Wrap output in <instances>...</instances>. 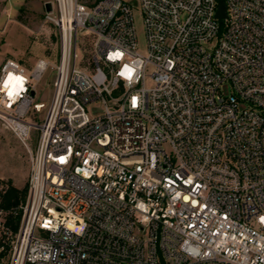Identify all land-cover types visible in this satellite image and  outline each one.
<instances>
[{
  "label": "built area",
  "instance_id": "obj_1",
  "mask_svg": "<svg viewBox=\"0 0 264 264\" xmlns=\"http://www.w3.org/2000/svg\"><path fill=\"white\" fill-rule=\"evenodd\" d=\"M48 2L49 101L50 61L0 66V264H264V0H138L143 51L126 0Z\"/></svg>",
  "mask_w": 264,
  "mask_h": 264
},
{
  "label": "rangeland",
  "instance_id": "obj_2",
  "mask_svg": "<svg viewBox=\"0 0 264 264\" xmlns=\"http://www.w3.org/2000/svg\"><path fill=\"white\" fill-rule=\"evenodd\" d=\"M49 0H0V66L7 59L32 68L37 61L47 59L54 68L48 70L38 85L37 102L51 98L52 85L60 62V33L46 20ZM92 2L93 0H82ZM134 6L135 25L140 48L145 49L143 16L138 0H126ZM37 135L30 144L35 148ZM29 153L25 146L0 123V179L20 190L27 187Z\"/></svg>",
  "mask_w": 264,
  "mask_h": 264
},
{
  "label": "trees",
  "instance_id": "obj_3",
  "mask_svg": "<svg viewBox=\"0 0 264 264\" xmlns=\"http://www.w3.org/2000/svg\"><path fill=\"white\" fill-rule=\"evenodd\" d=\"M26 195L27 187L23 190H20L12 185H7V190L4 196L5 208L7 210H11L18 207L25 200Z\"/></svg>",
  "mask_w": 264,
  "mask_h": 264
},
{
  "label": "water",
  "instance_id": "obj_4",
  "mask_svg": "<svg viewBox=\"0 0 264 264\" xmlns=\"http://www.w3.org/2000/svg\"><path fill=\"white\" fill-rule=\"evenodd\" d=\"M51 10H52L51 3L50 2L46 3V11L51 12ZM223 16H225V10L223 7H220L219 12H218V17H223Z\"/></svg>",
  "mask_w": 264,
  "mask_h": 264
}]
</instances>
